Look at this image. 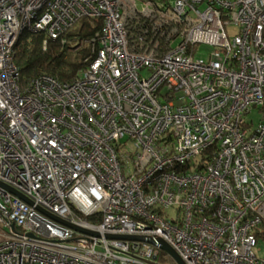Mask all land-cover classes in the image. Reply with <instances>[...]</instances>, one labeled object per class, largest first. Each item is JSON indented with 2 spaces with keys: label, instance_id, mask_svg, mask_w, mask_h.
I'll use <instances>...</instances> for the list:
<instances>
[{
  "label": "built area",
  "instance_id": "2783aa9c",
  "mask_svg": "<svg viewBox=\"0 0 264 264\" xmlns=\"http://www.w3.org/2000/svg\"><path fill=\"white\" fill-rule=\"evenodd\" d=\"M134 1L0 0V264H264V0ZM84 17L76 79L20 87L19 34Z\"/></svg>",
  "mask_w": 264,
  "mask_h": 264
},
{
  "label": "trees",
  "instance_id": "16d2710c",
  "mask_svg": "<svg viewBox=\"0 0 264 264\" xmlns=\"http://www.w3.org/2000/svg\"><path fill=\"white\" fill-rule=\"evenodd\" d=\"M101 28V19L84 17L56 40L47 38L43 31L21 32L13 46V61L18 70L20 87L28 85L39 75H46L60 83H72L94 57L96 36ZM61 39H65L66 43L62 44ZM254 235L257 241H264V223L254 230Z\"/></svg>",
  "mask_w": 264,
  "mask_h": 264
},
{
  "label": "water",
  "instance_id": "95a60500",
  "mask_svg": "<svg viewBox=\"0 0 264 264\" xmlns=\"http://www.w3.org/2000/svg\"><path fill=\"white\" fill-rule=\"evenodd\" d=\"M0 186L8 189L13 195L19 197L23 202H25L29 205H32V202L29 199H27L25 196H23L22 194H19L18 192L14 191L13 189L7 187L6 185H4L2 183H0ZM37 210L41 214H43L44 216H47V217H49V218H51V219H53V220H55L61 224L68 225L64 221L57 219L55 216L51 215L50 213H48V212H46L40 208H37ZM109 238L116 239V240L129 241V242H145V243L151 244L153 246L158 247L162 252L171 256L177 264H184L182 262V260L176 255V253L167 244H165L163 241H161L159 239L139 238V237H132V236H110Z\"/></svg>",
  "mask_w": 264,
  "mask_h": 264
},
{
  "label": "rangeland",
  "instance_id": "374dc122",
  "mask_svg": "<svg viewBox=\"0 0 264 264\" xmlns=\"http://www.w3.org/2000/svg\"><path fill=\"white\" fill-rule=\"evenodd\" d=\"M144 1L145 0H135L134 1L138 11H140L142 9V7H143L142 4L144 3ZM124 2L126 4V6H128V5H130L131 0H124ZM200 50H201V52H204L203 54L205 56L207 55L206 49L204 47L201 46ZM259 118H260V113L257 110H252V112L246 116V120L248 122L252 121L254 125L257 123ZM126 147H127V145H126ZM253 251H254V254L257 256V258L264 260V241L258 240Z\"/></svg>",
  "mask_w": 264,
  "mask_h": 264
}]
</instances>
